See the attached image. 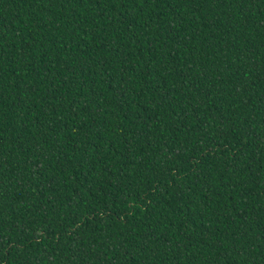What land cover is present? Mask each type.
Instances as JSON below:
<instances>
[{"label":"trees","instance_id":"1","mask_svg":"<svg viewBox=\"0 0 264 264\" xmlns=\"http://www.w3.org/2000/svg\"><path fill=\"white\" fill-rule=\"evenodd\" d=\"M0 264H264V0H0Z\"/></svg>","mask_w":264,"mask_h":264}]
</instances>
